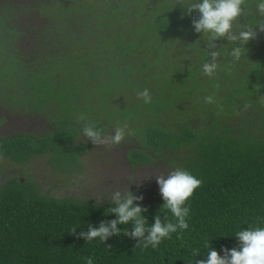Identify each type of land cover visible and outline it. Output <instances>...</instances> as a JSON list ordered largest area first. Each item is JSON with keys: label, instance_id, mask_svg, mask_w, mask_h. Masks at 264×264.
Listing matches in <instances>:
<instances>
[{"label": "trees", "instance_id": "1", "mask_svg": "<svg viewBox=\"0 0 264 264\" xmlns=\"http://www.w3.org/2000/svg\"><path fill=\"white\" fill-rule=\"evenodd\" d=\"M194 2L0 0V108L46 124L41 135L0 136V177L5 165L39 157L70 175L90 146L76 119L84 114L104 135L128 124L132 166L164 158L202 181L185 205L188 229L156 249H135L124 234L131 224L106 243L79 237L116 219L106 212L112 201L57 198L30 174L8 175L0 182V264H85L87 256L94 264H195L210 248L221 257L238 248V231L264 227V32L256 28L264 16L258 0H247L239 22L256 28V38L237 62L229 53L238 45L216 41L219 68L209 78L207 37L192 27L200 14L186 12ZM145 88L149 104L136 95ZM209 95L216 104L204 102ZM150 199L138 203L146 227L157 214L175 222L160 194Z\"/></svg>", "mask_w": 264, "mask_h": 264}, {"label": "clouds", "instance_id": "2", "mask_svg": "<svg viewBox=\"0 0 264 264\" xmlns=\"http://www.w3.org/2000/svg\"><path fill=\"white\" fill-rule=\"evenodd\" d=\"M246 6L247 0H197V2L188 5L186 9L188 15H191L193 11L200 14L198 18L192 21L193 29L196 33L207 37L206 53L210 60L202 65L204 76L212 78L219 68L217 60L220 53L216 50L218 48L216 41L226 39L228 43L238 45L233 47L229 53L233 61L237 62L244 54L245 46L249 41L256 38L255 29L258 28L260 32H264V24L251 28L239 22L240 17L246 14ZM255 7L258 13L264 16V0H258ZM136 95L145 104L152 101L147 88L138 91ZM204 102L207 104L217 103L214 95L206 96ZM260 102L264 103V97L261 98ZM217 107L220 111L223 110L222 105H217ZM249 107L250 105H245V109ZM76 119L84 122L82 135L95 146H118L126 139V136L134 134L126 122L122 125L118 124L112 134L105 136L102 129H98L95 124L87 122L86 115L80 114ZM156 182L164 201L161 208L170 211L175 222L168 221L167 217H165L166 222H162L160 215L157 214L154 223L150 227H146L148 222L143 213L147 209L138 206V202L143 200V196H135L131 191L126 194L115 191L111 196L112 204L115 207H110L106 212L114 214L116 219L101 222L99 227L89 225L86 232L81 231L79 233V237L87 242L98 239L101 243H106L110 237L120 235V225L131 224L132 230H125L124 234L138 241L135 244V249L141 247L143 249L148 247L156 249L163 240L169 239L172 233L187 230L189 227L187 218L190 209L185 205L194 192L201 187L202 181L187 170L178 168L170 172L167 177L156 176ZM76 230L77 228L73 227L71 233L76 235ZM235 236L239 241L238 248L223 249V257L216 250L210 248L206 259L196 260L195 264H264V227L241 230ZM111 247L108 245L107 249L110 250ZM205 247L208 245L205 244ZM193 255H199V250H193ZM83 259L85 264H94L92 256Z\"/></svg>", "mask_w": 264, "mask_h": 264}, {"label": "rangeland", "instance_id": "3", "mask_svg": "<svg viewBox=\"0 0 264 264\" xmlns=\"http://www.w3.org/2000/svg\"><path fill=\"white\" fill-rule=\"evenodd\" d=\"M25 24H29L28 19ZM45 130L43 121L0 108V136L15 133L41 135ZM88 142V151L79 158L78 165L70 175L53 173L47 165V159L39 157L23 167L5 165L0 182L8 175L22 171L37 180L43 194L57 198L74 197L102 204L111 202L115 191L122 194L131 191L136 196H143V200L138 203L146 205L150 203L151 197L160 194L156 176L167 177L173 171L164 158H155L143 166H132L127 161L132 142L127 138L118 146H95L90 140Z\"/></svg>", "mask_w": 264, "mask_h": 264}]
</instances>
